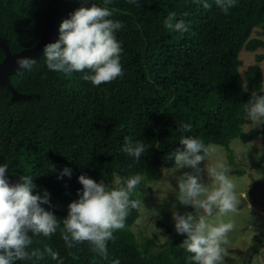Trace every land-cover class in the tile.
I'll return each instance as SVG.
<instances>
[{"label":"trees","instance_id":"16d2710c","mask_svg":"<svg viewBox=\"0 0 264 264\" xmlns=\"http://www.w3.org/2000/svg\"><path fill=\"white\" fill-rule=\"evenodd\" d=\"M207 2L210 9L197 0H112L107 5L113 12L110 19L122 24L115 34L122 44L124 75L111 83L97 87L82 79L85 73L53 72L43 53L30 70L10 77L12 86L32 99L12 103V93L0 87V165L6 164V173L20 183L21 177H32L33 194H49L50 203L41 207L61 220V228L50 237L28 233L33 238L30 249L44 252L42 260L15 264H58L44 251L49 247L63 264H195L180 246L186 234L176 230L163 246L147 237L143 251L114 232L107 258L92 252L88 242L69 249L61 230L68 205L83 191L81 175L97 183L106 180L109 189L126 186L128 178L140 175V187L174 166L170 156L183 149L182 137L224 147L230 162L234 139L249 143L261 135L264 143V124L243 129L251 123L245 104L254 92L264 95V51L240 73L242 51L264 50V39L251 37L256 28L264 33V0H237L227 15L214 0ZM92 4L104 6V0H0V62L4 45L17 54L35 47L45 33L49 44L55 43L62 21ZM170 12L184 19L188 31L165 29ZM184 124L191 130L184 131ZM125 137L146 145L138 160L123 151ZM64 168L70 176L62 174ZM231 172L244 174L241 168ZM259 193L264 199V182L254 181L248 199L264 207ZM136 210H129L125 224ZM263 248L264 230L254 236L247 263Z\"/></svg>","mask_w":264,"mask_h":264},{"label":"clouds","instance_id":"9594fccd","mask_svg":"<svg viewBox=\"0 0 264 264\" xmlns=\"http://www.w3.org/2000/svg\"><path fill=\"white\" fill-rule=\"evenodd\" d=\"M112 0H104V6L92 4L81 7L71 14L70 19L62 21L59 27V39L44 48L46 66L53 72L71 74L85 73L82 79L93 86L108 84L124 75L121 64L122 44L116 32L121 29L119 21L110 17L113 12L107 7ZM136 4V0H128ZM205 9L212 4L207 0H197ZM237 0H214V4L225 15L235 7ZM185 16L187 13L184 14ZM164 27L170 32L184 33L189 26L184 19L177 18L176 12H170L164 20ZM36 61L21 56L16 59L20 69L30 70ZM85 70H87L85 72ZM247 118L253 125L264 124V95L252 94L245 104ZM184 131H190L191 125H182ZM180 144L170 158H174L176 170L185 167L193 172H185L177 178V200L180 204L191 205L193 213L173 212L175 230L186 234L180 245L191 253L195 264H224L228 255L223 245L228 243V233L234 224L220 220L212 221L214 213L227 216L238 211L241 201L236 192V184L228 175L229 167L220 161L200 168L213 151L200 139L192 136L182 137ZM123 151L137 160L147 151L142 141L131 142L125 137ZM52 170L55 166L52 165ZM205 171L209 184L202 182L201 172ZM6 172L8 166L0 165V264H15L16 261L42 260L44 252L31 248L33 238L28 235L31 230L36 235L50 237L61 228V220L46 211L42 204H49V194H33L35 185L32 177H21L22 183H9ZM63 175L70 176V169L64 168ZM79 183L83 186L79 199L68 205V216L62 220V239L69 249L82 242H88L91 251L103 258L108 257L107 245L115 239L114 232L123 229L130 209H139L141 201L130 199L131 193L141 184L142 177L134 175L125 181L126 186L109 189L103 182L81 175ZM248 205V204H247ZM250 205L248 208L250 210ZM58 264H63L59 253L50 247L44 250ZM75 258V257H74ZM119 264V261H113Z\"/></svg>","mask_w":264,"mask_h":264},{"label":"rangeland","instance_id":"374dc122","mask_svg":"<svg viewBox=\"0 0 264 264\" xmlns=\"http://www.w3.org/2000/svg\"><path fill=\"white\" fill-rule=\"evenodd\" d=\"M252 38L264 39V33L261 28H256L251 35ZM264 50L259 49L256 52L242 51L240 58L242 66L240 73L244 75L250 65L255 64L256 54ZM264 78V62L261 63ZM251 92H254L251 90ZM247 117V115H246ZM260 129L259 125L246 124L243 126L245 132L250 129ZM213 150L206 157L204 162L200 163V168L204 169L205 165H213L217 161L225 163L230 171L228 175L236 184V192L241 201L238 211L229 213L227 216L220 217L214 213L210 219L214 222L223 220L231 221L234 224L232 231L228 233V243L223 245L228 255L224 259V264H248L250 248L252 247L254 236L264 230V207L250 201L248 193L252 191L253 182H264V143L260 136L249 143H244L240 139H234L230 148L234 155V160L230 162L226 149L220 145H210ZM241 168L244 170L243 175L233 174L231 170ZM185 172L191 173V168L176 170L174 166L164 168L159 180L149 181L145 185L137 187L130 199L141 201V206L136 210L133 220L125 224L123 229L117 230L131 243L143 251L145 249V239L150 237L157 246H163L166 241L171 239L175 233V221L173 212L193 213L195 209L191 206H185L177 200V178ZM202 182L209 184L210 180L205 171L201 172ZM121 181L117 178V183ZM108 186L107 181H102ZM263 193L258 194L260 201H264ZM250 205V210L248 205ZM250 264H264V248L257 254H253Z\"/></svg>","mask_w":264,"mask_h":264},{"label":"water","instance_id":"95a60500","mask_svg":"<svg viewBox=\"0 0 264 264\" xmlns=\"http://www.w3.org/2000/svg\"><path fill=\"white\" fill-rule=\"evenodd\" d=\"M49 44V33H45L39 43L29 49H24L17 54H12L8 45H4L5 58L0 62V87L8 89L12 93L11 102L20 103L33 98L31 94H23L18 92L11 84L10 77L17 74L21 69L16 64V59L21 56H26L39 61L44 53V48ZM9 183L12 185L20 183V179H14L11 174H5ZM29 232H32L29 230Z\"/></svg>","mask_w":264,"mask_h":264}]
</instances>
